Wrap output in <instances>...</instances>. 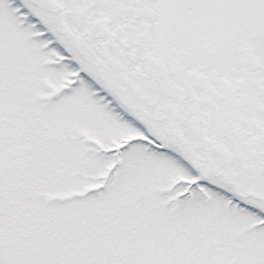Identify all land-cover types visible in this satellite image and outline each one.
I'll use <instances>...</instances> for the list:
<instances>
[{
	"label": "snow or ice",
	"instance_id": "obj_1",
	"mask_svg": "<svg viewBox=\"0 0 264 264\" xmlns=\"http://www.w3.org/2000/svg\"><path fill=\"white\" fill-rule=\"evenodd\" d=\"M0 264H264V0H0Z\"/></svg>",
	"mask_w": 264,
	"mask_h": 264
}]
</instances>
